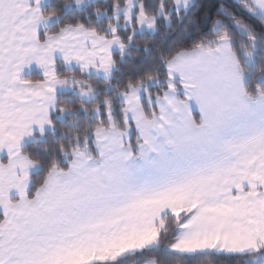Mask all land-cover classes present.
Instances as JSON below:
<instances>
[{"label": "snow or ice", "instance_id": "6c2138e0", "mask_svg": "<svg viewBox=\"0 0 264 264\" xmlns=\"http://www.w3.org/2000/svg\"><path fill=\"white\" fill-rule=\"evenodd\" d=\"M0 264H264V0H0Z\"/></svg>", "mask_w": 264, "mask_h": 264}]
</instances>
